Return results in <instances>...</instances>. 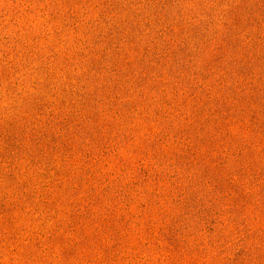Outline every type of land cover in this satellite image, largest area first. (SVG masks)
<instances>
[{
	"label": "rangeland",
	"instance_id": "rangeland-1",
	"mask_svg": "<svg viewBox=\"0 0 264 264\" xmlns=\"http://www.w3.org/2000/svg\"><path fill=\"white\" fill-rule=\"evenodd\" d=\"M0 264H264V0H0Z\"/></svg>",
	"mask_w": 264,
	"mask_h": 264
}]
</instances>
